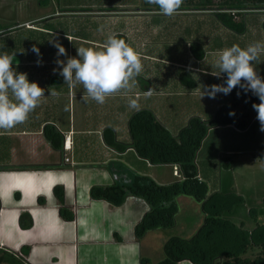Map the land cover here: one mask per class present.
Masks as SVG:
<instances>
[{"label":"crops","instance_id":"0c3cea01","mask_svg":"<svg viewBox=\"0 0 264 264\" xmlns=\"http://www.w3.org/2000/svg\"><path fill=\"white\" fill-rule=\"evenodd\" d=\"M75 5H81V15L87 14V21L81 23L87 33L74 37L57 32L60 37L103 49L107 35L115 33L139 53L143 68L129 89L108 95L103 104L88 98L80 83L62 84L63 77L55 69L56 54L45 67L49 72L27 71L30 82H37L44 92L24 122L0 129V248L18 253L28 264H143L146 256L136 226L150 210L149 203L129 193L122 204L114 205L93 197L91 189L132 185L145 176L160 183L156 168L161 164H152L131 145L128 122L137 110L151 109L175 134L194 116L210 120L223 105L234 109L240 122L252 118L260 123L255 110L253 117L250 109L239 111L260 102L251 92L234 88L228 95L210 99L201 96V91L225 79L224 74L214 75L219 50L264 41V2L183 0L171 16L145 0H93ZM218 11L234 14L244 29L226 26L216 16ZM25 59L12 66L22 68ZM255 70L264 77V55L255 62ZM192 81L194 86H189ZM149 89L153 91L146 96ZM131 96L137 99L138 109L128 106ZM247 127L230 123L210 129L231 130L233 151L249 153L254 151L252 140L246 146L241 137ZM256 135L264 139L261 130ZM67 136L70 149L64 148ZM114 142L127 147L121 150ZM258 149L259 156L254 154ZM258 149L250 157L264 162V147ZM198 172L202 179L199 168ZM55 187L63 188L61 200ZM62 207L68 212L66 217Z\"/></svg>","mask_w":264,"mask_h":264},{"label":"trees","instance_id":"16d2710c","mask_svg":"<svg viewBox=\"0 0 264 264\" xmlns=\"http://www.w3.org/2000/svg\"><path fill=\"white\" fill-rule=\"evenodd\" d=\"M216 16L233 30L244 29L243 23L236 21L235 15L231 12L218 11ZM2 28L0 26V32ZM195 46L198 45L192 44V47ZM203 55V51L197 54L199 58ZM184 74L186 73H183L182 77ZM194 84L192 81L189 86ZM229 112H234V115L230 116ZM230 123L242 129L247 126L246 120L242 122L238 120V113L234 109L229 105H223L210 120L192 117L175 136L151 109L137 110L128 122L131 145L140 156L152 164H179L183 180L160 184L145 176L143 181L132 185L117 183L92 187L93 197L106 199L114 205L122 204L129 193L146 199L150 210L136 226L138 237H142L150 229L173 226L178 211L176 199L182 194H191L203 202L205 218L198 232L189 239L180 236L170 237L164 245L165 257L157 264H180L183 260H189L193 264H264V224H257L250 229L246 227L244 221L236 223L225 216L236 204L244 202L243 196L234 192H214L208 195L206 181L199 178L196 155L208 130L213 126ZM113 145L121 150L127 147V144L119 142H114ZM262 158L264 159V153ZM59 188L55 187V191L61 200L63 188ZM66 211L61 208L65 217L68 213ZM0 263L28 264L23 256L2 248ZM142 263L147 264L146 258L142 259Z\"/></svg>","mask_w":264,"mask_h":264},{"label":"rangeland","instance_id":"374dc122","mask_svg":"<svg viewBox=\"0 0 264 264\" xmlns=\"http://www.w3.org/2000/svg\"><path fill=\"white\" fill-rule=\"evenodd\" d=\"M100 1L95 0V2ZM77 2L93 3V0H0V26L6 27L0 32V51L15 53L12 64L16 65L26 57L22 68L17 67L16 69L11 65L16 71L27 74V71L41 68L40 73L49 72L50 70L47 69L45 71V67L52 62L51 55L57 52L54 47L56 41L63 45L67 56L70 57L76 56V48L80 46L92 47L90 44L81 43L78 39L68 41L57 33H66L74 37L87 33L81 26L82 21L85 22L87 19V14L84 15L85 17L81 15V5L73 6ZM33 45L38 47L42 53L43 59L39 65L36 62L37 56L31 50ZM59 59L64 60L66 57L60 56ZM55 69L58 70L57 65ZM61 79L62 77L59 78V84H61ZM62 84H65L64 79H62ZM243 108L244 110L239 111L245 112L250 109L251 116H254L255 111L252 106L247 108L245 105ZM246 122L247 130H249L241 136L244 145L249 146L252 140L250 148H254L253 152L258 148L262 149L264 139L257 135L254 136L255 132L260 130V123H254L252 118L247 119ZM187 124L182 125L176 134L171 129L170 131L177 136ZM228 131L231 130L209 129L196 155V163L202 179L208 185V195L214 192H234L243 196L244 202L236 204L232 210L226 212L225 216L236 223L244 221L246 227L251 229L257 224H264V162L253 161L250 157L253 152L233 151L234 145L230 143L233 132ZM254 154L259 156V149L258 153ZM243 155L246 157H242ZM156 169L160 184L183 180L182 173L179 175L175 172L179 170L178 166L161 164ZM177 203L178 211L173 226L150 229L142 236V249L147 264H157L165 257L164 245L170 237L180 236L189 239L204 223L205 214L202 201L197 200L191 194H182V198ZM180 264L193 263L183 260Z\"/></svg>","mask_w":264,"mask_h":264},{"label":"clouds","instance_id":"9594fccd","mask_svg":"<svg viewBox=\"0 0 264 264\" xmlns=\"http://www.w3.org/2000/svg\"><path fill=\"white\" fill-rule=\"evenodd\" d=\"M150 5L158 6V11L166 16L175 14L183 0H145ZM99 30V29H98ZM57 49L55 64L64 83L74 86L83 85L87 97L98 104H103L108 95L129 89L135 83L143 68L139 53L117 34L107 35L103 49L80 46L76 48V56H67L66 50L59 41L54 42ZM32 52L37 56V64L42 62L40 49L33 45ZM264 55V41H254L245 47L233 44L217 52L214 75H225L223 83L205 86L201 96L215 98L217 94L228 95L234 88L251 92L259 99L253 103L256 119L260 122V130L264 132V77L255 70V62ZM15 53L0 51V129H11L26 120L28 114L35 109L44 90L37 82H30L26 73L16 71L11 65ZM65 56L66 59H59ZM55 70V69H54ZM131 82V83H130ZM153 90L145 91L151 95ZM240 92H237L239 95ZM128 106L138 109L135 96L129 97ZM234 115V112H229Z\"/></svg>","mask_w":264,"mask_h":264},{"label":"built area","instance_id":"2783aa9c","mask_svg":"<svg viewBox=\"0 0 264 264\" xmlns=\"http://www.w3.org/2000/svg\"><path fill=\"white\" fill-rule=\"evenodd\" d=\"M64 148L65 149H70L71 148V143H70V137L69 136L66 137V142H65ZM66 160H69V159L67 158ZM175 172L178 173L179 175H180V173H182L180 168H179V170H177Z\"/></svg>","mask_w":264,"mask_h":264}]
</instances>
